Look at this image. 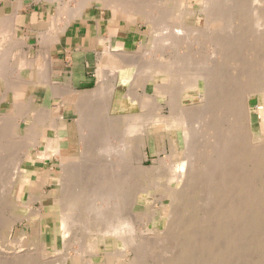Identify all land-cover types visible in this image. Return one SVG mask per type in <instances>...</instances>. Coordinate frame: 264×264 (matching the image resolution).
Segmentation results:
<instances>
[{"label":"rangeland","instance_id":"1","mask_svg":"<svg viewBox=\"0 0 264 264\" xmlns=\"http://www.w3.org/2000/svg\"><path fill=\"white\" fill-rule=\"evenodd\" d=\"M59 1L63 10L82 7L79 9L83 12L89 5L95 6V1L102 2V8L107 7V2L108 8H114L120 0ZM142 1L143 13L130 18L120 12L117 14L123 30L121 34L129 38V44L123 48L120 43L114 50L106 47L98 63L97 86L87 91H73L53 82L54 74L50 76L47 70L50 45L46 43L37 63L41 65V71L49 73L50 84H29L32 67L23 65L33 63L30 56L39 52L40 42L36 36L31 38L32 43L20 37L10 38L11 24H7L10 26L4 30L3 38H8L0 42V58L3 57L0 59V73L6 75L0 76V171H4V162L14 155L18 154L21 161L27 151L28 155L21 165L24 176L18 177L16 186L10 189L14 191L10 203L6 190L13 183V175L0 172V264H67L65 258L69 252L73 255L68 264H264V112L259 110L264 107V0H214V5L208 9L217 18L213 16L215 20L211 18L209 22L205 11H202L205 10V0ZM175 2L184 12L193 11L194 16L184 14L182 18L177 14ZM110 8L109 12L112 11ZM66 12L63 17L68 15ZM58 24L56 21L52 27ZM174 28L182 30L183 36L179 38L172 34ZM169 37L179 41L168 43ZM114 58H119L115 64ZM150 65L152 68L148 70ZM160 65L162 68L171 66L172 82L169 80L172 76L167 77L159 71ZM19 74L28 82L17 84L16 81L21 80ZM152 75L154 81H148ZM189 78L192 81L198 79L192 87L187 84ZM48 89H51V94ZM60 90H66L64 95L57 92ZM246 90L250 91V97ZM241 91L247 94L250 122H245L246 116L237 117L235 111L233 114H230L232 111L227 112L230 103H235L239 96L244 97ZM78 92H87L88 95L77 97ZM49 95L58 98L53 102L55 105L63 101L74 105L73 109L66 111L74 114L76 135L70 147L62 151L65 140L52 136V128L58 134L59 129L62 135L63 126H47L48 118L54 121L61 118V109L57 112L54 108L57 113H53ZM173 108L189 113V117H185L188 121L192 118L189 127L197 122L191 127L194 132L190 128L193 139L188 144L178 129H170L169 132L164 129V123L155 124L148 118L154 113L167 117ZM137 113L145 117L142 120L144 125L140 126L146 136H127V125ZM240 120L246 123V127L252 126V136L245 138L251 139V143L245 140L249 148L242 138L239 140L235 136ZM5 130L17 136L13 146L2 139V135L7 134ZM30 136L38 137L40 145L37 151L28 146L27 137ZM47 137L53 138L55 149L60 151L59 156H37ZM141 138L147 140L143 153L149 157L145 161L132 162L127 156L126 145L128 142L140 143ZM238 140H242V144ZM8 144L11 147L8 148ZM49 158L50 161H46ZM158 159L160 163L161 160L169 163L171 171L179 169L180 173L181 168L188 169L190 176L181 177V172L178 179L177 175L174 178L170 176L172 173H168L154 179L147 174L155 162L159 164ZM66 163H73V170H69L71 166ZM67 165L66 170L70 172L64 174L63 168ZM115 188L117 193L113 196ZM64 189L70 193L65 194L68 200L74 197L72 200L82 202L77 210L72 211L75 213L74 225H65L69 236L73 234L66 247L60 214L62 200L65 199L61 197ZM108 191L112 197L116 196L115 199H107L111 197L109 195L102 197ZM2 195H5L4 199ZM86 206H92L89 213L83 211ZM96 206H100V213L105 217L103 220V217L93 214ZM84 216L90 218L85 220ZM8 220L10 223L5 229L4 223ZM103 221L107 223L104 225ZM101 223L105 228L106 225H126L128 232L124 238L130 242L129 247L113 248V239H108L107 247L101 244L97 253L80 254V248L87 247L91 239L97 237L98 231H93Z\"/></svg>","mask_w":264,"mask_h":264},{"label":"bare ground","instance_id":"2","mask_svg":"<svg viewBox=\"0 0 264 264\" xmlns=\"http://www.w3.org/2000/svg\"><path fill=\"white\" fill-rule=\"evenodd\" d=\"M103 1V0H102ZM104 1H106L107 2V0H104ZM142 1V0H141ZM141 1H139V0H125V1H122V0H120L119 2H117V3H115L114 5V8H111V9H113V10H119L122 14H124V16L125 17H127V18H130V16L131 15H134V14H140V13H143V7H142V5H141V3H143V1L141 2ZM170 1V0H169ZM174 1H176V0H174ZM173 1V2H174ZM180 1V0H179ZM215 1H217V0H215ZM247 1V0H246ZM177 2V1H176ZM175 2V3H176ZM205 2H206V5L205 4H203V5H205V6H203V8H205V10L204 9H202V11H205V13H206V19L208 20V22H209V20L211 19V18H213L214 19V17L213 16H215V14L213 13V14H211L212 12L211 11H209V9H208V7H210V6H212V4L214 3V0H205ZM213 2V3H212ZM222 2V1H221ZM228 2V1H227ZM111 1H110V5H111ZM151 3H152V1H151ZM220 3V2H219ZM224 3V2H223ZM239 3V2H238ZM106 5H107V7H108V2L107 3H105ZM147 4V3H146ZM150 4V3H149ZM227 4V3H226ZM246 4H248V3H246ZM70 5V4H69ZM105 5V6H106ZM113 5V4H112ZM177 6V8H175V9H177L176 11H177V14L179 13V15L180 16H182V18L184 17V14L186 15H189V16H194V12L193 11H191V10H187V11H185L184 12V10H182V8L180 7V5L178 4V3H176V4H174V6ZM209 5V6H208ZM214 5V4H213ZM233 5V4H232ZM240 5V4H239ZM220 6V5H219ZM218 6V7H219ZM222 6V5H221ZM235 6H236V4H235ZM112 7V6H111ZM230 7V6H229ZM70 8V7H69ZM79 8H81L82 9V7H79ZM77 9V8H75V9H71V10H62L61 12H58L59 14H58V20H60V21H62L63 19H62V17H63V13L64 12H66V11H68V12H66V13H68V15L66 16V17H64L65 18V20L66 21H68V23H70V21L71 20H73L74 18H76V17H78V16H80V14L82 13V11L80 10V9ZM110 8V7H109ZM228 8V7H227ZM231 8V7H230ZM246 8V7H245ZM212 10V9H211ZM217 10V9H216ZM233 10V9H232ZM236 10V9H235ZM243 10V9H242ZM245 10V9H244ZM258 10V9H257ZM226 11V10H225ZM246 11V10H245ZM163 12V11H162ZM262 12V11H261ZM144 13H148L147 11H144ZM165 13V12H164ZM170 13V12H169ZM215 13H216V11H215ZM235 13V12H234ZM237 13V12H236ZM246 13H248V12H246ZM245 13V14H246ZM250 13V12H249ZM248 13V14H249ZM264 13V12H263ZM176 14V13H175ZM227 14V13H226ZM243 14V13H242ZM252 14H253V12H252ZM144 15V14H143ZM162 15H166V14H162ZM161 15V16H162ZM221 15H222V13H221ZM251 15V14H250ZM123 16V15H122ZM123 16V17H124ZM167 16V15H166ZM236 16V15H235ZM235 16H234V18H235ZM248 16V15H247ZM252 16V15H251ZM250 16V17H251ZM136 17V16H135ZM151 17V16H150ZM159 17V16H158ZM157 17V18H158ZM188 17V16H187ZM216 17V16H215ZM233 17V16H232ZM155 18V17H154ZM163 18H165V17H163ZM163 18H162V20H163ZM168 18V17H167ZM217 18V17H216ZM224 18V17H223ZM222 18V19H223ZM78 19V18H77ZM161 19V18H160ZM221 19V18H220ZM231 19V18H230ZM242 19V18H241ZM152 20V19H151ZM154 20V19H153ZM212 20V19H211ZM210 20V21H211ZM215 20V19H214ZM155 21V20H154ZM161 21V20H160ZM229 21H231V20H229ZM228 21V22H229ZM246 21V20H245ZM248 21V20H247ZM151 22V21H150ZM223 22H225V19H224V21ZM222 22V23H223ZM261 23V22H260ZM263 23V22H262ZM225 24V23H224ZM64 25H65V27H63V25L61 26H58L57 27V25H55L54 27H53V29L50 31V34L48 35V37L46 38V40L47 41H49L51 44H53L54 42H56L57 40H58V37H59V35L61 34V33H63L64 31H65V29L67 28L66 27V24L64 23ZM209 25V24H208ZM248 25V24H247ZM261 25V24H260ZM53 26V25H52ZM67 26H68V24H67ZM210 26L211 25H209V28H210ZM231 27H232V25H230ZM252 26V25H251ZM254 26V25H253ZM224 27H226V26H224ZM229 27V26H228ZM227 27V28H228ZM176 28V27H175ZM175 28H174V30H172L171 32H173L172 34H174V35H176V37H179L180 35L181 36H183V34H184V32H182V30H180L179 28L178 29H176L175 30ZM183 28V27H182ZM221 28V27H220ZM223 28V27H222ZM254 28V27H253ZM169 29H171V28H169ZM185 29V28H184ZM188 32H190V33H192V31L190 30H188V29H186ZM193 30H195V29H193ZM248 30H250V29H248ZM196 31V30H195ZM201 31V30H200ZM200 31L198 32V33H200ZM218 31V30H217ZM221 31V30H220ZM225 31V30H224ZM229 31H230V28H229ZM257 31V30H256ZM187 32V33H188ZM204 32V31H203ZM205 32H206V30H205ZM210 32V31H209ZM222 32V31H221ZM249 32V31H248ZM195 33H197V32H194V34ZM217 33V32H216ZM233 33V32H232ZM251 33V32H250ZM171 34V33H170ZM171 34V35H172ZM186 34V33H185ZM189 34V33H188ZM208 34V33H207ZM237 34V33H236ZM235 34V35H236ZM171 35H168V36H171ZM216 35V34H215ZM251 35H252V33H251ZM263 35V34H262ZM166 36V35H165ZM203 37H204V34L202 35ZM209 36V35H208ZM234 36V35H233ZM246 36V35H245ZM173 37H169V39L168 38H166V39H163L164 41H167V39H168V43H171V44H174V43H177V42H175L176 40H177V38L175 39V41H173V39H172ZM180 38V37H179ZM236 38V37H235ZM244 38V37H243ZM260 37L258 36V39H259ZM214 39V38H213ZM234 39V38H233ZM162 40V39H161ZM162 40V41H163ZM235 40H237V39H235ZM157 41V40H156ZM177 41H179V39L177 40ZM245 41V40H244ZM251 41V40H250ZM167 42H165V43H167ZM205 42V41H204ZM242 42V41H241ZM257 42V41H256ZM163 43V42H162ZM240 44V43H239ZM157 45V44H156ZM179 45V44H178ZM233 45V44H232ZM236 45V44H235ZM158 46V45H157ZM217 46V45H216ZM231 46V45H230ZM234 46V45H233ZM261 46V45H260ZM109 47V46H108ZM228 48H230V47H228ZM257 51V50H256ZM8 52H10L9 50H8ZM118 52V51H117ZM221 52V51H220ZM225 52V51H224ZM119 53H121V52H119ZM7 54V53H6ZM10 54V53H9ZM112 54V53H111ZM123 54V53H122ZM115 55V54H114ZM6 55H4V57H5ZM118 56V55H117ZM124 56V55H123ZM127 56V55H126ZM105 57H107V56H105ZM105 57H102V59H104ZM109 57V56H108ZM111 57V56H110ZM121 57V56H120ZM128 57V56H127ZM113 58V57H112ZM111 58V59H112ZM122 58V57H121ZM125 58V57H124ZM1 59V58H0ZM2 59H3V57H2ZM1 59V60H2ZM106 59V58H105ZM104 59V60H105ZM117 59H119V58H117ZM116 59V60H117ZM127 59V58H126ZM126 59H125V61H126ZM128 59H129V57H128ZM0 60V61H1ZM104 60H102V61H104ZM114 60V64H115V62H117L116 60H115V58L113 59ZM113 60H112V62H113ZM261 60H262V58H261ZM23 61V60H22ZM30 61V60H29ZM110 61V60H109ZM263 61V60H262ZM181 62V61H180ZM223 62V61H222ZM41 63V62H40ZM103 63V62H102ZM107 63H111V62H107ZM182 63V62H181ZM227 63V62H226ZM22 64V63H21ZM36 64V63H35ZM118 64V63H117ZM120 64H121V62H120ZM128 64V63H127ZM160 64V63H159ZM220 64H221V62H220ZM34 65V63H31V62H27V64H25V65H23V66H26V67H32ZM122 65V64H121ZM121 65H119V66H121ZM162 65V64H161ZM161 65H160V67L159 68H161L159 71H161V72H163V74H166V76L167 77H170V76H172L169 80H171V79H173V72L171 73V71H173L170 67H167L166 65L165 66H163L164 68H162L161 67ZM164 65V64H163ZM224 65V64H223ZM41 66V65H40ZM101 66V65H100ZM115 66H117V65H115ZM123 66H124V63H123ZM222 66V65H221ZM2 67V66H1ZM22 67V66H21ZM44 67V69H46L45 68V66H43ZM42 67V68H43ZM195 67V66H194ZM194 67H192L191 69H190V71L194 68ZM38 68V67H37ZM116 68V67H115ZM121 68V67H120ZM149 68H152L151 67V65H150V67H148V70H149ZM227 68V67H226ZM12 69V68H11ZM24 69V68H23ZM117 69V68H116ZM145 69V68H144ZM219 69V68H218ZM224 69V68H223ZM1 70V69H0ZM225 70V69H224ZM6 71V70H5ZM4 71V72H5ZM39 71V70H38ZM45 71V70H44ZM44 71H39L38 72V77L36 76V75H32V77H31V81H29V84H31V83H33V84H36V83H40V82H44V83H47V84H50V80H49V74H48V72L46 71V72H44ZM195 71H196V74H198L197 73V70H196V68H195ZM216 72H217V68H216V70H215ZM7 72V71H6ZM11 72V71H10ZM117 72V71H116ZM224 72V71H223ZM114 74V73H113ZM195 74V73H194ZM195 74V75H196ZM216 74V73H215ZM18 75V74H17ZM26 75V74H25ZM191 75V74H190ZM193 75V74H192ZM0 76H6L5 74H3V73H0ZM35 76L37 77L36 79H35ZM153 76L154 75H152L151 77H149L148 78V81H154V79H152L153 78ZM188 76V75H187ZM3 77V78H4ZM16 77V76H15ZM19 79H21V80H19V81H16L17 82V84H22V83H26V79H25V77L24 76H22L21 77V74H19ZM49 77V78H48ZM195 77V76H194ZM194 77H193V79H194ZM188 78V77H187ZM192 78V77H191ZM196 78V77H195ZM175 79V78H174ZM190 79V78H189ZM193 79H190V81H188V79H186V82L188 81V83L187 84H189V86H191L192 84H193V82L195 81H192ZM8 80V79H7ZM198 79H196V81H197ZM10 81V80H9ZM9 81H7L8 83H9ZM115 81H116V79H115ZM152 81V82H153ZM195 81V82H196ZM16 82H13V83H16ZM28 82V81H27ZM171 82H172V80H171ZM194 82V84H196ZM199 83V82H198ZM185 84V83H184ZM193 84V85H194ZM186 85V84H185ZM197 86V85H196ZM51 87V86H50ZM54 86H52L51 88H53ZM192 87V86H191ZM56 89V88H55ZM254 89V88H253ZM10 90V89H9ZM69 90V89H68ZM244 90V89H243ZM249 90V89H248ZM248 90H246V91H248ZM257 90V89H256ZM262 90V89H261ZM56 91V90H55ZM64 91H66V90H60V91H57L59 94H61V95H64ZM101 91V90H100ZM103 91V90H102ZM253 90L251 89V92H252ZM255 91V90H254ZM70 92V91H69ZM99 92V91H98ZM104 92V91H103ZM245 91H241L240 93H244ZM250 91H248L247 92V94L249 93ZM262 92H264V90L262 91ZM66 93H68V91L66 92ZM72 93V92H71ZM245 94V93H244ZM243 94V96L244 97H242V96H239L237 99H236V102L234 103V102H232V103H230L229 104V107H227V112H228V110L229 111H232L230 114H233L234 113V111L236 112V116L237 117H240V118H242L243 116H246V119H245V122H246V120H247V122H250V120H251V112H250V109L248 108V103H247V100H248V98H247V94L246 95H244ZM88 95V93L87 92H78L77 93V97H83V96H87ZM99 95H100V92H99ZM250 94H248V97H250L249 96ZM71 96V95H70ZM75 96V97H76ZM245 96H246V99H245ZM74 98V97H73ZM156 99V98H155ZM245 101V102H244ZM75 102V101H74ZM169 104H172L171 102L169 103ZM172 107H175V105L174 106H172ZM229 108V109H228ZM174 109V108H173ZM173 109H171L172 111H170L171 113H170V115L169 116H167V117H162L161 115H157L156 113H154V114H152L151 116H148V118H149V120L150 121H152L153 123H155V124H160V123H164L165 124V126H164V129L165 130H169V132H170V129L171 130H173V129H178V131H181L182 132V134H183V136H185V140H186V143L188 144L189 142H191V139H193V132H194V129H192L191 127L195 124H193V123H191V124H193L191 127H189V121H191L192 120V118L188 121L187 119L188 118H185L186 116H188V114L185 112V111H178L176 108L174 109V112H173ZM176 110V111H175ZM259 110L260 111H263L264 112V107L263 108H259ZM44 111V110H43ZM48 112H50L49 111V109L47 110ZM36 112V111H35ZM40 113H42V112H40ZM151 113V112H150ZM44 114L47 116L48 114H46L45 112H44ZM44 114H42L43 115V117H44ZM36 115V114H35ZM145 115V114H144ZM79 116V115H78ZM80 117V116H79ZM133 118V120L132 121H130V123H128V125H127V128H126V132L125 131H123V132H125L126 133V135L127 136H146L145 135V131L142 133L141 132V129H142V126H140V125H142V123L144 122V121H142L143 120V118H145L144 116H143V114L142 113H137V114H135L134 116H132ZM189 117V116H188ZM31 118V117H30ZM128 118V117H127ZM49 119V121H47V126H52V127H58L59 128V123H57L58 121H54V119H51V118H48ZM146 119H147V117H146ZM145 119V121H147ZM263 119H264V117H263ZM16 120V119H15ZM28 120V119H27ZM44 120H46V119H44ZM128 120H129V118H128ZM131 120V119H130ZM11 122H12V120H11ZM27 122V121H26ZM245 122H243V121H241L240 120V124H239V126L238 127H236L235 128V132H236V134H235V136H236V138L237 139H239L240 140V138H242V140H243V142L244 143H246L247 144V142H245V140L246 141H250L251 139H249L248 138V140L247 139H245L246 138V136L248 137V136H252V134H253V132H252V126L250 127V128H248V127H246V123ZM38 123V122H37ZM44 123V122H43ZM146 124V123H145ZM190 124V125H191ZM196 124H197V122H196ZM195 124V125H196ZM143 125H144V123H143ZM42 126H43V124H42ZM62 126V125H61ZM44 127H45V125L43 126V129H44ZM126 127V126H125ZM141 127V128H140ZM144 127H149V126H144ZM8 128V127H7ZM7 128H6V130H7ZM193 130V132L191 131V129ZM156 129V128H155ZM161 129V128H160ZM5 130V132L8 134H6V136H5V134H4V136L2 135V139L4 140V141H6V142H8V143H11V145L13 146V143H14V139H16V137L17 136H12V135H10L7 131ZM142 130H144V128L142 129ZM148 130V129H147ZM3 131V130H2ZM9 131V130H8ZM41 131V130H40ZM43 131V130H42ZM58 131H59V134L57 133V136H59L60 137V139H64L65 140V138H66V136H65V127H63V132H62V135L60 134V130L58 129ZM10 132V131H9ZM140 132H141V134H140ZM149 132V131H148ZM162 132V131H161ZM160 132V133H161ZM1 133V132H0ZM20 133V132H19ZM31 134V133H30ZM135 134V135H134ZM138 134V135H137ZM160 135H163V134H160ZM195 135V134H194ZM234 136V137H235ZM1 138V137H0ZM28 139V146L29 147H34L35 149L38 147V145H40V142H39V140H38V137H36V136H34V137H27ZM235 138V139H236ZM53 138H51V137H47V141H46V143H45V145L43 146V148H42V151L41 152H39L38 154H37V156H39V157H42V158H47V157H49V154H53L54 156H59L60 155V151L58 150V149H55V147H54V144H53V140H52ZM59 139V140H60ZM142 139V142H140V143H133V142H128L127 143V145H126V149H127V156H128V158H129V160L130 161H132V162H141V161H145L146 159H148V154H145L144 155V153H143V148L144 147H146L147 146V140H145V138H141ZM230 139V138H229ZM13 140V141H12ZM27 140H26V142H27ZM83 140V139H82ZM237 141V142H241V144H242V140L241 141ZM84 141V140H83ZM228 141V140H227ZM231 141H232V138H231ZM230 141V142H231ZM13 142V143H12ZM229 142V141H228ZM229 142V143H230ZM5 143V142H4ZM3 143V144H4ZM234 143H236V140H235V142ZM249 143H251V142H249ZM6 144V143H5ZM246 144H243V145H245L246 146ZM9 145V144H8ZM11 145H9L8 146V148L9 147H11ZM87 145V144H86ZM229 145V144H228ZM227 145V146H228ZM248 145V147L247 148H249V144H247ZM3 146V145H2ZM230 147H231V145H229ZM257 146H259V145H257ZM256 146V147H257ZM262 146H264V145H262ZM253 147V146H252ZM4 148V147H3ZM229 149V148H228ZM241 149V148H240ZM256 149V148H255ZM9 150V149H8ZM26 150V149H25ZM36 151H37V149H36ZM40 151V150H39ZM247 151V150H246ZM251 151V150H250ZM253 151V150H252ZM241 152V151H240ZM230 153V152H229ZM235 153V152H234ZM16 154V153H15ZM250 154V153H249ZM254 154V153H253ZM18 155V154H17ZM17 155H14L12 158H10V159H8L9 161H7L6 160V162H4V164L7 166V169H6V166L3 168L4 169V171H0V172H2V174H3V172L6 174H8L9 176H11L10 174H12L13 176L10 178L12 181L11 182H13L12 183V185H11V187H9L7 190H6V197L8 196L9 198H10V201H9V203L10 202H12V195H13V192L14 191H10V189H12V187L14 188L15 186H16V183H17V180H18V177H21V176H24V173L21 171V165H22V163H23V161L25 160L24 158L28 155V151H27V153L25 154V156H23V159H22V161L20 160L21 158H18V156ZM144 155V156H143ZM255 155V154H254ZM246 156V155H245ZM249 156V155H248ZM259 156V155H258ZM21 157V156H20ZM232 157V156H231ZM38 158V157H37ZM86 158V157H85ZM227 158V157H226ZM254 158V157H253ZM256 159V158H255ZM260 159V158H259ZM82 160V159H81ZM85 160V159H84ZM159 160V159H158ZM230 160V159H229ZM226 161H227V159H226ZM85 162V161H84ZM131 162V163H132ZM159 162V164L158 163H154V165L153 166H151V168L149 169V171H148V174L147 175H150V176H153V178L154 179H158V178H160V177H162L163 175H168V173H172L170 176L172 177H174L175 178V175H177V177L179 176L180 177V175H181V177L183 176L184 177V175H186V174H188V176H190V173H189V171H188V169L186 170V169H182L181 168V170H180V173L181 172H183V173H179V169H177V170H174V171H171V167H170V164L169 163H167V162H165L164 160H161V163H160V160L158 161ZM229 163V162H228ZM227 163V164H228ZM233 163V162H232ZM251 163V162H250ZM0 164H2L1 162H0ZM66 164H70V163H66ZM71 164H73V163H71ZM71 164H70V166H71ZM158 164V165H157ZM189 165V164H188ZM188 165H186V166H188ZM240 165V164H239ZM259 165V164H258ZM264 165V164H263ZM3 165H1V167H2ZM73 166H76V165H73ZM62 167H64V166H62ZM68 167V165L66 166V167H64L63 168V170H64V174H66V173H68V172H70L69 170H71L72 169V166H71V168H68L69 170H66V168ZM75 168V167H74ZM186 168V167H185ZM62 170V171H63ZM73 170V169H72ZM77 170H79V169H77ZM76 170V171H77ZM148 170V169H147ZM187 171V173H184V171ZM66 171V172H65ZM68 171V172H67ZM254 171V170H253ZM72 172H74V171H72ZM78 173V172H77ZM76 173V174H77ZM69 174V173H68ZM67 174V175H68ZM180 174V175H179ZM1 175V174H0ZM4 175V174H3ZM8 175H7V178H8ZM66 175V176H67ZM71 176L73 175V173L72 174H70ZM224 175H226V173L224 174ZM65 176V177H66ZM232 176V175H231ZM1 177V176H0ZM179 177H178V179H179ZM186 177H187V175H186ZM2 178V177H1ZM61 178V177H60ZM63 178V177H62ZM68 178V177H67ZM70 178V177H69ZM226 178V177H225ZM256 178V177H255ZM63 179H65V178H63ZM181 179V178H180ZM242 179V178H241ZM249 179V178H248ZM109 180V179H108ZM176 180H177V178H176ZM240 180V179H239ZM102 181V180H101ZM252 181V180H251ZM103 182V181H102ZM110 182V181H109ZM114 182V181H113ZM177 182L179 183V180H177ZM64 183H65V181H64ZM67 183V182H66ZM246 183H247V181H246ZM259 183V182H258ZM10 184V183H9ZM63 184V181L61 182V184L60 185H62ZM70 184V183H69ZM108 184V183H107ZM177 184V183H176ZM175 184V185H176ZM66 185V184H65ZM74 185V184H73ZM68 186V185H67ZM179 186V185H178ZM77 187V186H76ZM109 187V186H108ZM107 187V188H108ZM112 187V186H111ZM175 187V186H174ZM73 188V187H72ZM103 188V187H102ZM106 188V189H107ZM176 188V187H175ZM257 188V187H256ZM113 189V188H112ZM112 189H111V192H112ZM63 189H61V191H62ZM99 190V189H98ZM115 190H116V188H115ZM113 191L112 192V195L114 196V193H115V195H116V193H117V190L116 191ZM177 190V189H176ZM175 190V191H176ZM61 191H60V193H61ZM67 191V190H66ZM120 191H122V189L120 190ZM249 191V190H248ZM64 192H65V189H64ZM62 192V194H64V196L61 194V197L62 198H65V199H63L62 200V204H61V220H62V226H64V232H63V237H64V240H65V247H66V245H67V241H70V240H68L69 238H70V236L71 235H73V234H71L70 236H69V234H68V231L67 230H65V225L68 223H72V221L74 220L73 219V215L75 214V213H72V211L73 210H77V207H79V205H80V203H82V202H80L79 201V199L78 200H72V199H70V200H68L69 198H67V197H65L66 195H67V193H68V191H67V193L65 192ZM78 192V191H77ZM104 192V191H103ZM110 191H108V192H106V193H104L103 194V196L102 197H107V195H109V196H111V193ZM75 193V192H74ZM81 193V192H80ZM78 194V197H79V195H81V194ZM89 193V192H88ZM97 193V192H96ZM124 193H126V192H124ZM66 194V195H65ZM68 194H70V193H68ZM71 194H73V193H71ZM94 194V193H93ZM183 194V193H182ZM258 194V193H257ZM261 194V193H260ZM76 195L77 194H75V197H76ZM3 196V199H4V197H5V195H2ZM29 196V195H28ZM70 196V195H69ZM73 196V195H72ZM116 197V196H115ZM115 197H108L107 199H115ZM171 197H172V195H171ZM247 197V196H246ZM250 197V196H249ZM27 198H29V197H27ZM82 198V197H81ZM118 198V197H117ZM121 198V197H120ZM30 199V198H29ZM105 199V198H104ZM106 199V200H107ZM175 199V198H174ZM28 200V199H27ZM80 200H82V199H80ZM118 201H119V199H117ZM173 200V199H172ZM250 200V199H249ZM32 201V200H31ZM95 202V201H94ZM114 202V201H113ZM254 202V201H253ZM258 202V201H257ZM1 203V202H0ZM111 203V202H110ZM89 205V204H88ZM93 205V204H92ZM101 205V204H100ZM254 205V204H253ZM82 206V205H81ZM84 206V205H83ZM109 206V205H108ZM125 206V205H124ZM100 207V206H99ZM99 207H97L96 206V209H94L95 211H93V214L94 215H97V216H99L100 218L101 217H103V213H100L101 211H100V208ZM111 207V206H110ZM84 208V207H83ZM102 208V207H101ZM79 209V208H78ZM91 209H92V206H91V208H90V206H86L85 207V209L83 210V211H86V212H90L91 211ZM253 210V209H252ZM245 211V210H244ZM74 212V211H73ZM76 212V211H75ZM95 212V213H94ZM79 213V212H78ZM99 213L102 215V216H100L99 215ZM91 214V213H90ZM79 215V214H78ZM89 215V214H88ZM77 217V216H76ZM76 217H74V218H76ZM85 217V220L86 219H89L90 217H87L86 218V216H84ZM83 217V218H84ZM99 217H97L96 219H98L99 220ZM92 218V217H91ZM105 217H103V218H101L102 220L104 219ZM78 220H79V218H78ZM106 220V219H105ZM95 221V220H94ZM97 221V220H96ZM85 222V221H84ZM89 222V221H88ZM9 223H10V220H8V221H6L5 223H4V228L6 229V228H8V226H9ZM74 223V222H73ZM72 223V224H73ZM86 223V222H85ZM103 223H104V221H103ZM107 222H105L104 223V225L106 224ZM112 224V223H111ZM74 225V224H73ZM88 225H89V223H88ZM68 226H70L71 227V225H68ZM67 225H66V227H68ZM91 225H89V227H90ZM114 226H116V227H114ZM114 226L112 227L111 225H106V228H105V226L103 227V224L101 223V225H99V228L97 227V229L95 230V228H94V231L93 230H90L89 229V227L87 228V229H89L90 231H93V233L95 232V231H98L97 232V234H96V238L95 237H93L94 239H91L92 241H91V243H88L87 244V247H81L80 248V251H79V253L80 254H84V253H86V252H93V253H97L98 251H99V247L101 246V244L102 245H105L106 247H107V245H108V243H107V241H108V239H113V241H112V247L113 248H118L119 246H122L123 248H121V249H127L128 247H129V245H130V242H128V240H126L125 238H124V235H126L125 233H127L128 232V228L126 227V225H125V227H124V224L122 225V224H118V225H116V224H114ZM128 226V225H127ZM130 227V226H129ZM92 228V227H91ZM92 228V229H93ZM71 229V228H70ZM69 230V229H68ZM89 230H87L86 232H90ZM130 230V229H129ZM70 232V231H69ZM86 232H85V234H86ZM92 233V232H91ZM132 233V232H131ZM130 234V233H129ZM132 235V234H131ZM127 236H128V234H127ZM84 238H85V236H84ZM128 239V238H127ZM243 239V238H242ZM71 240H72V238H71ZM130 240V239H129ZM73 241H75L74 240V237H73ZM84 242V241H83ZM109 242H111V241H109ZM79 243V242H78ZM69 245V244H68ZM84 245V244H83ZM82 245V246H83ZM64 248V247H63ZM87 248V249H86ZM120 249V248H119ZM120 249V250H121ZM108 251L109 250H107V254H108ZM119 251V250H118ZM74 253H75V251H73ZM76 252H78V251H76ZM119 253H122V252H120L119 251ZM110 254H111V252H110ZM72 252H69V254H67L66 255V258H65V261H67L66 263L68 264V260L69 259H71L72 258ZM10 258H11V256H9ZM140 258V257H139ZM11 259H13V258H11ZM31 259V258H30ZM12 261V260H11ZM60 261H61V259H60ZM56 262V261H55Z\"/></svg>","mask_w":264,"mask_h":264},{"label":"crops","instance_id":"3","mask_svg":"<svg viewBox=\"0 0 264 264\" xmlns=\"http://www.w3.org/2000/svg\"><path fill=\"white\" fill-rule=\"evenodd\" d=\"M94 3H96L95 6L89 5L80 16L68 23L64 17H62V21L58 20V12L63 10L59 0H0V42L8 38H3V35L4 30L10 26L7 24L10 23V38L20 37L32 43L31 38L36 36L40 42L39 52L31 55L33 57L30 56L34 63L31 76H38V70L41 67L37 61L42 57V50L46 43L48 46L50 45V64L47 70L50 76L54 74L56 80H53L54 83L70 87L73 91H87L95 88L98 83V63L106 47L110 46L114 50L122 43L123 48H125L129 44V38L121 34L123 30L120 29L117 16L120 11L110 8V11L112 10L113 12H111L114 13L113 15L109 12L108 7L102 8V2L95 1ZM56 21L59 22L57 27L60 25L65 27V23L67 28L59 35L58 40L51 44L46 38ZM24 43L26 44V42ZM42 84L43 82L34 85ZM50 90L48 89V92ZM49 96L53 113H57L61 109V118L58 123L65 127L66 136L62 151L70 147V142L76 135L74 131L75 121L72 119L74 114L66 111L73 109L74 105L65 101L60 105H55L53 102L58 98ZM54 108L57 109V112H54ZM52 131V136H57V130L52 128ZM50 159L46 161H50Z\"/></svg>","mask_w":264,"mask_h":264}]
</instances>
